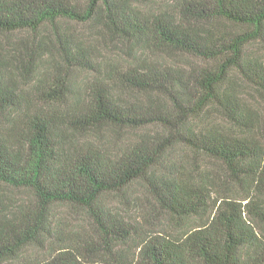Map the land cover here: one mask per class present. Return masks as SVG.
I'll return each mask as SVG.
<instances>
[{"label":"trees","instance_id":"16d2710c","mask_svg":"<svg viewBox=\"0 0 264 264\" xmlns=\"http://www.w3.org/2000/svg\"><path fill=\"white\" fill-rule=\"evenodd\" d=\"M0 264H264V0H0Z\"/></svg>","mask_w":264,"mask_h":264},{"label":"rangeland","instance_id":"374dc122","mask_svg":"<svg viewBox=\"0 0 264 264\" xmlns=\"http://www.w3.org/2000/svg\"><path fill=\"white\" fill-rule=\"evenodd\" d=\"M254 47H257V46L255 45ZM173 61L177 62V63H183L185 65H190L195 60L193 58L187 57V56H176L173 58ZM242 91H243L244 95L252 102V104L255 107H257L259 109L262 108L261 97L259 96V93H257L250 86L244 85V84L242 87ZM119 132H120L119 136H121L122 138H125V139L136 138L140 134V131H133V130H127V129L119 131ZM110 133L113 136H118V134H115L113 132H110ZM199 164H200L201 168L210 170V172L218 175V177H221L222 175H224L226 177V178L223 177V179H224L223 184H222L223 186H221V188H220L221 194H227V193H231V192H241L242 191L240 184L236 183L233 179L226 176V172H225L226 170H225V167L222 163H220L218 161L210 160L207 158H201L199 160ZM14 196L19 198V196H21V194L15 193ZM143 202L145 205L149 206V203L147 202V200L145 198L143 199ZM59 212H60V215H64V217L67 218L66 220L70 224L75 225L77 228L85 227V228H87V230L94 232L93 222L90 221V219H88L87 217H85L81 213L73 212V210L68 208V206L63 207ZM158 220H159L158 226L160 229H162V233L169 231L173 227H176L175 222L172 221L171 218L165 213L159 214Z\"/></svg>","mask_w":264,"mask_h":264}]
</instances>
